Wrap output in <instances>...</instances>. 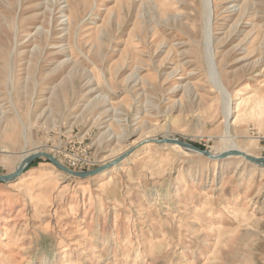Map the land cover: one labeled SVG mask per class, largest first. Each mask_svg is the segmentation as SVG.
Segmentation results:
<instances>
[{"label":"rangeland","instance_id":"rangeland-1","mask_svg":"<svg viewBox=\"0 0 264 264\" xmlns=\"http://www.w3.org/2000/svg\"><path fill=\"white\" fill-rule=\"evenodd\" d=\"M210 12L228 132L203 0H0V177L35 155L0 179V264H264V167L206 155L264 158V0Z\"/></svg>","mask_w":264,"mask_h":264},{"label":"bare ground","instance_id":"bare-ground-1","mask_svg":"<svg viewBox=\"0 0 264 264\" xmlns=\"http://www.w3.org/2000/svg\"><path fill=\"white\" fill-rule=\"evenodd\" d=\"M63 11L64 10H61V12H63ZM210 16H211L210 0H203L202 34H203V39H204L205 60H206V64H207V67H208V74L210 75V78L212 80V86H213V88L217 89L219 91V93L221 94V96H222L223 117H224V120L226 122V125H225L226 132H228V127H229L228 119H229V116L232 114L234 106H232L233 104L230 103L231 101H230V98H229L228 93L226 91V88H225L224 84L220 81V79L218 77V74H217V72L215 70L214 56H213V52H212V28H211V25H210ZM244 100L246 101L247 99H244ZM238 104H236V105H238ZM255 107L252 109V113H254L253 111L255 110ZM184 147H186V146H184ZM186 148L191 150V151L197 152L194 149H191V148H188V147H186ZM225 151L227 153L223 152L224 154H228V153H230V154L231 153L232 154H238L240 156H243L246 160H248L247 157H250V158L252 157L254 159H257V160H252V161H254L256 163H259V164H261L264 167V158L250 156V155H247L246 153L242 152L241 149L237 146V144L235 143V141L233 140L232 137L229 138V145H228V147L226 148ZM31 153L32 152L26 151V152H24L22 154V156L20 158L19 165L15 167V171L20 170L21 168L25 167L29 163V160H30V157H31ZM209 155L212 156L211 158H218V154H215V153L211 154L210 153ZM52 158H54V157H52ZM53 160H55V159H53ZM111 164L112 163H110L109 165H111ZM188 180L193 185V184L196 183L197 177L196 176H192ZM183 181H184L183 179L176 180L174 182L173 186L174 187H178ZM233 209L234 208H228L227 210H224V211L220 212L217 215L218 220L219 221H224L228 217L232 216V214L234 213ZM206 243H207V241H206Z\"/></svg>","mask_w":264,"mask_h":264},{"label":"water","instance_id":"water-1","mask_svg":"<svg viewBox=\"0 0 264 264\" xmlns=\"http://www.w3.org/2000/svg\"><path fill=\"white\" fill-rule=\"evenodd\" d=\"M167 140H169V141H171V142H173V143H178L179 145H183V146H186V147H188V148H191V149H194V150H196V151H198V152H204L205 153V151H203V150H201V149H199L198 147H195V146H193V145H191V144H189V143H187V142H185L184 140H182V139H179V138H168ZM210 153H206V155H209ZM232 154V153H231ZM231 154H224V153H221V154H219L218 155V157H224V156H227V155H231ZM241 154V153H240ZM33 157H35V155H32L31 157H30V159L31 158H33ZM50 158H52V157H50ZM247 159L248 160H250V161H252V160H257V159H254V158H250V157H247ZM52 161H53V163H55L56 165H58L60 168H63V169H65L64 167H62L61 165H59L58 163H57V161H55V160H53L52 159ZM252 162H254V161H252ZM24 168V167H23ZM23 168H21L20 170H18V171H15V172H13L12 174H10V175H7V176H3V177H0V179H5V180H7V179H10V178H12V177H15V176H17V175H19V173H21V171H22V169ZM67 172H69V173H71V174H74V175H80V176H85V175H89V174H92V173H94V172H96L97 170H94V171H90V172H74V171H71V170H68V169H65Z\"/></svg>","mask_w":264,"mask_h":264}]
</instances>
